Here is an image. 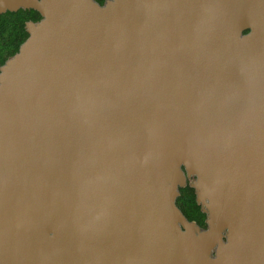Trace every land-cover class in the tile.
<instances>
[{
  "label": "water",
  "instance_id": "95a60500",
  "mask_svg": "<svg viewBox=\"0 0 264 264\" xmlns=\"http://www.w3.org/2000/svg\"><path fill=\"white\" fill-rule=\"evenodd\" d=\"M21 9L0 264H264V0H0Z\"/></svg>",
  "mask_w": 264,
  "mask_h": 264
},
{
  "label": "trees",
  "instance_id": "16d2710c",
  "mask_svg": "<svg viewBox=\"0 0 264 264\" xmlns=\"http://www.w3.org/2000/svg\"><path fill=\"white\" fill-rule=\"evenodd\" d=\"M103 5L106 0H95ZM40 14L35 10L21 9L18 12H7L0 14V66L18 53L21 45L27 40L28 33L26 23L38 22ZM177 206L188 218L196 222L201 228L206 229V214L203 213L201 205L196 201V193L193 188L186 186L180 190Z\"/></svg>",
  "mask_w": 264,
  "mask_h": 264
},
{
  "label": "flooded vegetation",
  "instance_id": "af4514ba",
  "mask_svg": "<svg viewBox=\"0 0 264 264\" xmlns=\"http://www.w3.org/2000/svg\"><path fill=\"white\" fill-rule=\"evenodd\" d=\"M0 67H1V66H0ZM193 179H194V178H191V179L188 180V184H189V185L193 182ZM190 187H191V186H190ZM191 188H192V187H191ZM194 191H195V190H194Z\"/></svg>",
  "mask_w": 264,
  "mask_h": 264
}]
</instances>
